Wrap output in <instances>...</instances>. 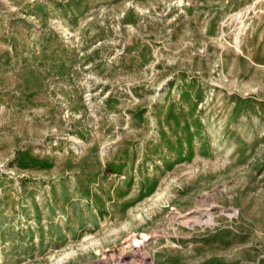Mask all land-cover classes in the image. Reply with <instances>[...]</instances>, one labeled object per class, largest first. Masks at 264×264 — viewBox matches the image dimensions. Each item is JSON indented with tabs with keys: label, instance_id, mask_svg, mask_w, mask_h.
<instances>
[{
	"label": "rangeland",
	"instance_id": "1",
	"mask_svg": "<svg viewBox=\"0 0 264 264\" xmlns=\"http://www.w3.org/2000/svg\"><path fill=\"white\" fill-rule=\"evenodd\" d=\"M0 264H264V0H0Z\"/></svg>",
	"mask_w": 264,
	"mask_h": 264
}]
</instances>
